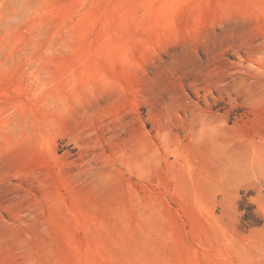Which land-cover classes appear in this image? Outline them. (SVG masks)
<instances>
[{"label":"rangeland","instance_id":"rangeland-1","mask_svg":"<svg viewBox=\"0 0 264 264\" xmlns=\"http://www.w3.org/2000/svg\"><path fill=\"white\" fill-rule=\"evenodd\" d=\"M0 264H264V0H0Z\"/></svg>","mask_w":264,"mask_h":264}]
</instances>
